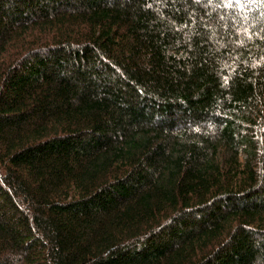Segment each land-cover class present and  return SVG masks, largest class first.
Wrapping results in <instances>:
<instances>
[{
  "label": "trees",
  "instance_id": "16d2710c",
  "mask_svg": "<svg viewBox=\"0 0 264 264\" xmlns=\"http://www.w3.org/2000/svg\"><path fill=\"white\" fill-rule=\"evenodd\" d=\"M0 264H264V0H0Z\"/></svg>",
  "mask_w": 264,
  "mask_h": 264
}]
</instances>
